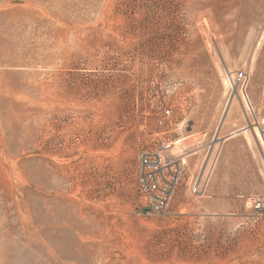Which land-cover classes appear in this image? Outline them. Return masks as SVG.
Segmentation results:
<instances>
[{
    "label": "rangeland",
    "instance_id": "rangeland-1",
    "mask_svg": "<svg viewBox=\"0 0 264 264\" xmlns=\"http://www.w3.org/2000/svg\"><path fill=\"white\" fill-rule=\"evenodd\" d=\"M230 104L254 134L264 0H0V264H264L261 157L260 185L217 168ZM141 150L185 161L163 213Z\"/></svg>",
    "mask_w": 264,
    "mask_h": 264
},
{
    "label": "built area",
    "instance_id": "built-area-1",
    "mask_svg": "<svg viewBox=\"0 0 264 264\" xmlns=\"http://www.w3.org/2000/svg\"><path fill=\"white\" fill-rule=\"evenodd\" d=\"M238 80L245 88L248 78L244 72L237 74ZM247 100V97H245ZM261 151L264 165V120L257 119L251 123ZM185 161L179 157L167 158L158 150H141L138 154L137 181L140 190L146 195L148 207L156 213L165 212L176 193L182 178ZM203 187L194 182L192 192L198 193ZM256 210H264V197H253L250 201Z\"/></svg>",
    "mask_w": 264,
    "mask_h": 264
},
{
    "label": "crops",
    "instance_id": "crops-1",
    "mask_svg": "<svg viewBox=\"0 0 264 264\" xmlns=\"http://www.w3.org/2000/svg\"><path fill=\"white\" fill-rule=\"evenodd\" d=\"M218 131L216 143L219 145L218 171L227 172L229 177L238 179V185L247 177L253 178L260 185L262 179L258 176L257 169L260 168L261 151L258 140L252 132L247 133V130H244L240 121H235L233 104L229 105ZM195 135L192 134L188 137L190 139ZM188 137H185L184 140ZM167 155L165 154L166 157H175ZM235 184L229 182L226 188H233Z\"/></svg>",
    "mask_w": 264,
    "mask_h": 264
},
{
    "label": "bare ground",
    "instance_id": "bare-ground-1",
    "mask_svg": "<svg viewBox=\"0 0 264 264\" xmlns=\"http://www.w3.org/2000/svg\"><path fill=\"white\" fill-rule=\"evenodd\" d=\"M255 133H257V130L255 129V132H254V136H255V138H256V134Z\"/></svg>",
    "mask_w": 264,
    "mask_h": 264
}]
</instances>
